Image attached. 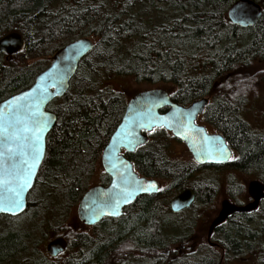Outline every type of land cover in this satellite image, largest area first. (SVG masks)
I'll use <instances>...</instances> for the list:
<instances>
[{"label":"trees","instance_id":"16d2710c","mask_svg":"<svg viewBox=\"0 0 264 264\" xmlns=\"http://www.w3.org/2000/svg\"><path fill=\"white\" fill-rule=\"evenodd\" d=\"M233 1L0 0V36L16 30L26 41L17 64L0 61V100L31 84L65 43L81 36L94 41L66 92L46 106L56 121L26 209L0 216V264H220L223 258L264 264V224H255L256 217L234 214L215 229L210 240L220 255L206 241L193 250L192 224L176 234L180 225L166 217L159 195L140 197L133 215L105 218L90 233L62 226L123 114L128 97L111 85L118 77L163 87L181 104L207 97L205 119L235 151L233 164L264 182V130L243 117L254 86L264 84V0H254L262 14L246 28L227 18ZM169 141L157 129L126 156L140 175L173 187L201 185L204 180L195 179L200 165L172 161ZM211 187L196 186V200L208 202ZM256 212L264 221V201ZM58 235L67 248L52 258L40 246Z\"/></svg>","mask_w":264,"mask_h":264},{"label":"water","instance_id":"95a60500","mask_svg":"<svg viewBox=\"0 0 264 264\" xmlns=\"http://www.w3.org/2000/svg\"><path fill=\"white\" fill-rule=\"evenodd\" d=\"M262 14V8L254 0H234L227 9L228 20L239 27L254 25ZM94 41L89 36L75 38L59 47L51 55L50 63L39 71L32 84L0 100V123L7 128L6 134H0V197L10 198V189L17 183V176L23 175L32 161L34 150L33 131L37 123L46 121L47 126L40 133L42 150L38 165L33 169L30 187L21 195L22 206L10 212H0L10 216L22 213L27 206V194L31 190L39 166L44 158L46 135L56 121V114L46 108L54 98L62 96L69 86V81L76 71L79 61L93 47ZM24 46L23 36L17 31H9L0 37V52L19 53ZM208 102L202 97L188 105L179 104L171 99L169 92L160 86L148 87L133 93L125 103L123 114L110 134L101 152V164L110 176L108 184H94L84 190L77 205L76 217L86 225L98 222L104 216L117 217L122 208L131 203L138 195L157 191L156 179L139 176L133 169L132 162L121 153L134 151L144 144L147 135L155 127H163L176 138L183 141L193 159L199 164H222L231 155V148L220 133H208L202 124L195 122ZM164 109L163 111H161ZM43 115H40V114ZM35 114V115H34ZM5 135L12 138L5 142ZM155 185V187H151ZM247 192L252 198L245 204H235L224 200L213 227L222 224L233 213H247L255 210L260 199L264 198V183L250 180ZM194 193L185 189L170 202L173 211L190 206ZM67 246L64 236H56L46 244V252L54 257Z\"/></svg>","mask_w":264,"mask_h":264},{"label":"flooded vegetation","instance_id":"af4514ba","mask_svg":"<svg viewBox=\"0 0 264 264\" xmlns=\"http://www.w3.org/2000/svg\"><path fill=\"white\" fill-rule=\"evenodd\" d=\"M13 31H16V30H13ZM18 32V31H17ZM8 33V32H7ZM20 33V32H19ZM6 34V33H5ZM21 35H22V33H20ZM4 35V34H3ZM3 35H1L0 37H2ZM23 36V35H22ZM23 39H24V46H23V49L19 52V53H13V54H7V53H5V52H0V61H1V64L3 65V66H5V67H9L10 65L11 66H14L15 64H17V62L18 61H16L15 59H16V57L18 56V55H20L21 53H22V51L24 50V47H25V38H24V36H23ZM21 60H19V62H20ZM7 65V66H6ZM43 70V69H42ZM41 71V70H40ZM39 72V71H38ZM37 72V73H38ZM37 73H35V75H34V78H35V76H36V74ZM33 81H34V79H33ZM32 84V83H31ZM31 84H29L28 86H30ZM28 86H26V87H28ZM26 87H23V88H26ZM23 88H21V89H23ZM21 89H19V90H21ZM19 90H17V91H19ZM17 91H15V92H17ZM15 92H13V93H15ZM13 93H11V94H13ZM11 94H9V95H11ZM9 95H7L6 97H8ZM132 95V94H131ZM130 95V96H131ZM129 96V97H130ZM6 97H4V98H6ZM128 97V98H129ZM4 98H2V99H4ZM1 99V100H2ZM172 99V98H171ZM128 100V99H127ZM173 100V99H172ZM174 101V100H173ZM208 102H209V99H208ZM208 102L206 103V105L204 106V108H203V110H202V112L201 113H199L198 115H197V117H196V120H195V122L197 123V124H202V125H204L205 126V128H206V131L208 132V133H220V132H218L217 131V129L215 128V127H213L210 123H208L207 121H206V119H205V110H206V106H207V104H208ZM179 104H181V103H179ZM189 103H187V104H182V105H188ZM164 109H162L161 111H163ZM160 128H163V127H155V128H153L152 130H150V131H143L144 133H146V135H147V140H146V142L145 143H147V142H149V141H151V136H153L154 135V132H155V130H157V129H160ZM165 131H166V133H168V135L170 136V141L171 140H176V141H179L180 143H182L184 146H185V144L183 143V141H181L180 139H178V138H176L170 131H168V130H166L165 128H163ZM221 134V133H220ZM144 143V144H145ZM228 144V143H227ZM143 145V144H142ZM105 146V145H104ZM141 146V145H140ZM140 146H138V147H140ZM138 147H136L135 148V150L138 148ZM104 148V147H103ZM185 148H186V150H184L182 153H184V155L185 156H189L190 157V160H188V161H184V160H182L181 158H179V157H181V156H176V157H173V156H171L170 155V150H166V155L169 157V158H171L172 159V161H174V162H180V163H188V162H192V163H195V164H198V165H200L199 167L201 168V169H199V171L196 173V177H195V179H202V180H204L202 183H201V185H203V186H201V185H185V186H183V185H179V186H177V187H173L171 184H170V182L167 180V179H164V178H154V179H156V181H157V191L156 192H154V193H143V194H140V195H138L131 203H129V204H127V205H125L123 208H122V213H121V215H119V216H117V217H111V216H104V217H102L98 222H96L95 224H92V225H86V224H83V223H81L78 219V223H80L81 225H84L85 227H88V228H90L91 229V227H93V226H95V225H97V224H99V222L100 221H102L103 219H105V218H107V219H116V218H119V217H122L123 215H126V214H128V215H133L136 211H137V206H136V203H137V201H138V199L140 198V197H143V196H150V195H159L158 197H157V202H159L160 203V205H162V207H163V210L165 211L164 213H165V215H166V217L167 218H169V219H172L173 221H180L181 219L179 218V217H181V216H183V214H184V212H186V211H190V212H192L193 210H194V206H195V204L198 202L197 200H196V186H199V188L200 187H204L205 185H208V186H212L211 187V193H210V199H209V201L208 202H206L205 203V201L202 203V202H199V203H201V205H200V207H201V211L203 212V214H206V215H209L210 213H212L213 212V216H212V218L210 217V221H209V224H208V226H207V228H206V230H205V233H206V241H207V243H209L212 247H218L217 245V243L216 242H214V241H211L210 240V238H211V236L213 235V233H214V231H215V229L219 226V225H221V224H219V225H217V226H215V227H213L212 228V230H211V233H210V235H208L209 234V229H210V225H211V223H212V221L217 217V215L219 214V212H220V210H221V207H222V202L224 201V200H228L229 202H232V203H235V204H238V205H241V204H245V203H247V202H249V201H251L252 200V198L249 196V194H248V192H247V186H248V184L247 185H243V184H239L236 180H234V178L233 177H228V179H227V181H226V183H225V185H223L224 187H222V185H219V181L214 177H212V176H215V175H218V173H220V172H225V171H227V170H230V172L231 173H234V176L236 177V173L237 172H239V173H244V174H248V173H246V172H242V171H240L233 163L236 161V157H237V155H236V153H235V151H233V149L231 148V155H230V158L226 161V162H224V163H222V164H199V163H197L194 159H193V157H192V155H191V153L188 151V149H187V147L185 146ZM134 150V151H135ZM134 151H131V152H134ZM102 152V151H101ZM131 152H127V151H125L124 149H122L121 150V153L122 154H124L125 156H126V153H131ZM127 157V156H126ZM128 158V157H127ZM129 159V158H128ZM130 160V159H129ZM131 161V160H130ZM132 162V161H131ZM96 165H100L101 166V175H100V180H99V182L98 183H94V184H103V185H106V184H108L109 183V181H110V176L105 172V170H104V168H103V166H102V164H101V153H100V155H99V158H98V160L96 161V163H95V166ZM132 165H133V163H132ZM40 167V166H39ZM133 169L138 173V175L139 176H144V175H140V173L134 168V165H133ZM39 170V169H38ZM94 170H95V167L93 168V171H92V174H93V172H94ZM249 175H251V174H249ZM92 176V175H91ZM102 176H106L107 178H106V180H104V179H102ZM144 177H146V176H144ZM146 178H148V177H146ZM148 179H152V178H148ZM253 179H256V178H253ZM253 179H251V180H253ZM162 180H166V181H168L167 183H168V185L167 186H165V187H163L162 185H161V181ZM256 180H258V181H261V180H259V179H256ZM261 182H263V181H261ZM34 183H35V181H34ZM249 183V182H248ZM264 183V182H263ZM94 184H89L88 185V187H90V186H92V185H94ZM34 185V184H33ZM242 186V187H241ZM246 186V187H245ZM33 187V186H32ZM87 187V188H88ZM32 189V188H31ZM185 189H190V190H192V192L194 193V200H193V202L190 204V206H188V207H186V208H183V209H181V210H179V211H173L172 209H171V206H170V202H171V200L177 195V194H179L180 192H182L183 190H185ZM222 189L224 190V193H222V194H220L221 193V191H222ZM31 191V190H30ZM29 191V192H30ZM29 192H28V194H27V199H28V195H29ZM79 201V200H78ZM262 201H264V198H262V199H260V201H259V204H258V208H256L255 210H253L252 212H247L246 214H248L249 215V218H252L253 216H254V212H256L259 208H260V204H261V202ZM78 203V202H77ZM158 203V204H159ZM77 205V204H76ZM192 210V211H191ZM195 211V210H194ZM24 212V211H23ZM22 212V213H23ZM196 212V211H195ZM201 212V213H202ZM22 213H20V214H22ZM20 214H18V215H20ZM234 214H238V213H233V214H231V215H229L227 218H226V220L229 218V217H231L232 215H234ZM18 215H16V216H18ZM0 216H10V215H6V214H0ZM10 217H15V216H10ZM77 218V217H76ZM226 220L224 221V222H226ZM223 222V223H224ZM58 236H60V235H58ZM62 236V235H61ZM54 238V237H53ZM52 239V238H51ZM47 244V243H46ZM190 247L192 248V245H190ZM45 248H46V246H45ZM66 248H67V246H66ZM66 248H65V250H66ZM178 248H179V251H182L185 247L181 244V245H178ZM195 249V247H193V250ZM46 250V249H45ZM65 250L63 251V252H61V253H59V254H57L56 256H54V257H57V256H60L61 254H63L64 252H65ZM166 253H168V250H166ZM51 257V256H50ZM54 257H52V258H54Z\"/></svg>","mask_w":264,"mask_h":264},{"label":"rangeland","instance_id":"374dc122","mask_svg":"<svg viewBox=\"0 0 264 264\" xmlns=\"http://www.w3.org/2000/svg\"><path fill=\"white\" fill-rule=\"evenodd\" d=\"M32 61V59H31ZM256 67H263L262 63H258ZM111 85L117 88L118 90L122 91L123 94L126 97H129L130 94L137 90L145 89L148 87H152L150 85H147L146 83L142 82H136L132 78L129 77H118L113 80H111ZM243 117L245 120L249 123V125L254 129L255 131L262 132L264 130V84L261 81L260 83H257L256 86H254L252 93L248 96L246 108L243 114ZM151 140L153 139V136L150 137ZM168 148L170 150V155L173 157L181 156V158L184 161L190 160L189 156H185L184 153H182L184 150H186L185 146L176 140H171L168 142ZM101 166L96 165L95 170L89 179V184L98 183L100 180L101 175ZM236 177L234 176V173H231L230 170H227L225 172H220L218 175L212 176L215 177L219 181V185H225L228 177H233L234 180H236L239 184L247 185L248 182L253 179V175L244 174V173H236ZM161 185L163 187L168 185V181L162 180ZM242 187V186H241ZM246 187V186H245ZM224 193V190L222 189L221 193ZM201 203L197 202L194 206V210L196 211H186L184 212L183 216L179 217L181 220L176 222L180 225L179 229H173L174 232L178 235L183 234L185 231L190 229L192 230V236L194 235V240L189 242V245L194 244L195 249H198V245L203 244V241H206V233L205 230L209 224L210 217L214 215L213 212L209 215L203 214L200 207ZM202 212V213H201ZM260 212V210H259ZM256 217L255 224L261 226L264 224V221L259 216L258 212H254L253 218ZM65 220V219H64ZM62 226L64 228H71L76 230V232H85L90 233L91 229L88 227H85L84 225H81L78 223V220L76 218V206L71 209L69 216L66 217L65 221H62ZM189 227V228H187ZM93 231V230H92ZM93 234V232H92ZM54 237V236H53ZM53 237H50L47 239L42 245L40 246V249L45 251L46 243ZM56 237V236H55ZM207 242V241H206ZM171 248H177L176 245L172 246ZM214 251L216 253H219V255L222 253V250L219 247H214ZM47 253V252H46ZM220 264H253V262H244L242 259L238 258H229L228 260H225L224 258L221 260Z\"/></svg>","mask_w":264,"mask_h":264},{"label":"snow or ice","instance_id":"6c2138e0","mask_svg":"<svg viewBox=\"0 0 264 264\" xmlns=\"http://www.w3.org/2000/svg\"><path fill=\"white\" fill-rule=\"evenodd\" d=\"M35 115V114H34ZM40 115H43L42 113ZM3 118V113H0V120ZM47 126L46 121L42 123H37L34 130L33 129H25V131H33L34 134V150L32 155V161L30 164L27 165V170L23 175L17 176L16 180L17 183L14 188L10 189L13 195L10 198H3L0 197V212H10L15 214V210L20 209L22 206L21 195L22 193L30 187V178L33 175V169L38 165L42 150L40 147L41 136L40 133L44 130ZM7 128L4 127L2 123H0V134H6ZM12 137L10 135H5V142L10 140ZM3 153H0L2 156ZM5 183L4 181L0 180V184ZM151 187H155V185H151Z\"/></svg>","mask_w":264,"mask_h":264},{"label":"bare ground","instance_id":"6f19581e","mask_svg":"<svg viewBox=\"0 0 264 264\" xmlns=\"http://www.w3.org/2000/svg\"><path fill=\"white\" fill-rule=\"evenodd\" d=\"M257 208H258V206H257ZM252 212V211H251Z\"/></svg>","mask_w":264,"mask_h":264}]
</instances>
